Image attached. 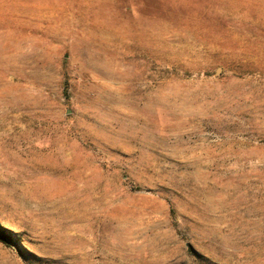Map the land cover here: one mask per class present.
I'll list each match as a JSON object with an SVG mask.
<instances>
[{
  "label": "rangeland",
  "instance_id": "rangeland-1",
  "mask_svg": "<svg viewBox=\"0 0 264 264\" xmlns=\"http://www.w3.org/2000/svg\"><path fill=\"white\" fill-rule=\"evenodd\" d=\"M0 264H264V0H0Z\"/></svg>",
  "mask_w": 264,
  "mask_h": 264
},
{
  "label": "trees",
  "instance_id": "trees-1",
  "mask_svg": "<svg viewBox=\"0 0 264 264\" xmlns=\"http://www.w3.org/2000/svg\"><path fill=\"white\" fill-rule=\"evenodd\" d=\"M12 233L8 231H0V242L5 245H10V242H12Z\"/></svg>",
  "mask_w": 264,
  "mask_h": 264
}]
</instances>
